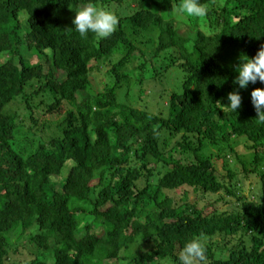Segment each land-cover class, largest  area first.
Listing matches in <instances>:
<instances>
[{
  "label": "trees",
  "instance_id": "16d2710c",
  "mask_svg": "<svg viewBox=\"0 0 264 264\" xmlns=\"http://www.w3.org/2000/svg\"><path fill=\"white\" fill-rule=\"evenodd\" d=\"M132 1L0 0V264H176L195 236L205 264H264V125L251 103L264 84L239 89L237 114L221 105L240 54L264 45V0H202L199 23L180 0ZM89 2L118 14L111 36L76 31ZM104 65L111 83L98 88ZM136 73L137 104L146 77L176 81L156 112L127 102ZM23 233L34 250L15 246ZM139 242L151 245L130 258Z\"/></svg>",
  "mask_w": 264,
  "mask_h": 264
},
{
  "label": "clouds",
  "instance_id": "9594fccd",
  "mask_svg": "<svg viewBox=\"0 0 264 264\" xmlns=\"http://www.w3.org/2000/svg\"><path fill=\"white\" fill-rule=\"evenodd\" d=\"M177 12L188 18L205 17L209 9L202 0H180ZM119 16L115 10L107 7H98L89 2L75 11L72 24L81 36L89 32L97 38L103 39L111 36L119 24ZM237 73L233 83L238 87L227 95V105L221 104L230 112L236 113L241 108L242 96L239 89H246L248 85L259 81L264 84V45L260 47L256 55L249 58L241 53L239 62L235 66ZM251 103L256 111V121L264 125V87H256L251 91ZM207 260V246L202 236H195L185 242L179 252L176 264H205Z\"/></svg>",
  "mask_w": 264,
  "mask_h": 264
},
{
  "label": "rangeland",
  "instance_id": "374dc122",
  "mask_svg": "<svg viewBox=\"0 0 264 264\" xmlns=\"http://www.w3.org/2000/svg\"><path fill=\"white\" fill-rule=\"evenodd\" d=\"M125 1L127 2L126 4H129L128 2H131V4H129V5H130L132 11L136 9V4L132 0H128V1L125 0ZM124 8H126V7H124ZM189 19L190 20L192 19L193 21H196L195 23H199L198 18H189ZM188 30H190V29L187 28L184 25H182L180 27V31L183 32V33H186V31L188 32ZM148 52H149V49H148ZM23 53H25V52L23 51ZM0 58L2 59V61H5L7 59L5 54H0ZM16 63H17V61H16ZM104 66H106V67L105 68H101L99 73H96L97 75L93 74L91 76L93 85L98 84L97 85L98 88H100L101 85L104 84V82H106V85H110V83H111L110 77L108 76V74H105L108 66L107 65H104ZM156 67H157L158 72L163 73V71H159L162 68H160L158 66V64H157ZM163 67H165V66H163ZM165 75H161L160 77L158 76L161 79L162 83H163L161 87L158 86L157 82L152 83L153 81H156L159 78H156V80H153L151 78V76H150L149 78L146 77L144 79V82H145V84H144V92L145 93L143 94L142 100H138L139 101L138 104L136 103L137 93L134 94V87L132 86V84L134 83L133 79H138V75H137V73L129 75L130 79L127 80L126 82H124L122 86L125 89V91L127 90L126 91L127 93H129L130 95L133 94L132 97L127 100V102L130 103V106L136 107V108H138V107L139 108H143L144 107V108H147V110H150L151 112H156L157 108H159L160 104L163 103V101H166V99H168L169 94L171 93V90H173L175 88L174 86H176V81L175 80H170L171 82L169 83V81H166V76L167 75L166 76ZM102 80H104V81H102ZM163 89H165V91H164L165 92L164 93L165 97H164V99L162 101V100L159 99L157 92L158 91L159 92L163 91ZM124 93H123L122 90H121V92L119 91V95H120L121 99L124 98ZM83 95L84 94H82V96H80V97L81 98L84 97ZM51 119L49 118L46 121L48 122V120H50L49 122L51 123V122H53ZM52 124L55 125L56 123L53 122ZM51 133H52V130H50V134ZM168 144H169L168 146H170V141L168 142ZM243 144L244 143H243L242 140H234L233 142H231V146L236 148L238 150V152H240L241 159L244 160L245 163L249 166V164L251 163L252 156H251L250 153H245L246 148H245V146ZM215 151H217V150L214 148V151H212V152L216 155ZM227 158H228V161H230L231 163L233 162L231 158H229V157H227ZM250 165H252V164H250ZM70 167H71V163H67L65 165V169H64L65 172L63 174V177L66 176V173H67V171L69 170ZM63 177L52 178V182L54 183V185H56V188L58 190L60 189V187H61L60 185H61V183L64 180ZM239 180H240V178H239ZM244 192H245L246 195L250 194L249 182H247L245 184ZM190 198H194V197L191 196ZM100 228L101 227H99L95 231L93 230V232L94 233L95 232L96 233L100 232V230H101ZM84 235H85V232L82 231V230L78 231L76 233V236H78V237H81V236H84ZM12 236H13V238H15V237L18 236V234H14ZM21 236L22 237L19 240H16V241H19V243L15 244V246H18L20 251H22L21 248H24V247L30 248L31 251L34 250L35 247H32L31 243H30V236L28 237L27 233H25V234L23 233V234H21ZM149 245H151V244L147 243V242H139V243H136V244L132 245L130 247L131 251H130L128 256L130 258H132V257H134L136 255H139L141 252L146 251V248ZM28 258H29L28 255L25 254V253H22V255H20V254L16 255V260H18V261L27 260ZM105 264H127V261H117V262L116 261H109V262H106Z\"/></svg>",
  "mask_w": 264,
  "mask_h": 264
}]
</instances>
